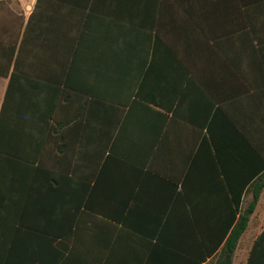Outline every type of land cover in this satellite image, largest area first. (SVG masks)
<instances>
[{
	"label": "crops",
	"instance_id": "obj_1",
	"mask_svg": "<svg viewBox=\"0 0 264 264\" xmlns=\"http://www.w3.org/2000/svg\"><path fill=\"white\" fill-rule=\"evenodd\" d=\"M37 2L0 0V264H194L264 154V0Z\"/></svg>",
	"mask_w": 264,
	"mask_h": 264
},
{
	"label": "trees",
	"instance_id": "obj_2",
	"mask_svg": "<svg viewBox=\"0 0 264 264\" xmlns=\"http://www.w3.org/2000/svg\"><path fill=\"white\" fill-rule=\"evenodd\" d=\"M38 0L37 3H39ZM77 6L81 7L82 9H88L91 13H102L107 11L105 7L106 0H69ZM115 0L114 3H116ZM121 3L125 5L124 7V18L128 21H135L134 14L132 16L133 10L137 9V7L142 5V7H146L150 5V2L154 0H119ZM4 108V106H3ZM158 116H163L166 118V115L161 113L160 111L154 110ZM176 114V113H175ZM206 122L203 124L198 125H205ZM243 140L245 138L242 134H239ZM211 141L215 145L217 155L220 156V151L218 150V142H216L215 134H209ZM248 148L250 147L255 154L254 159L260 160V165H256L253 171V178L252 182L250 181V186L247 189V195L251 196L250 201L247 204L242 203L243 193L245 191V186L242 188H238V195L236 196V208L238 212H234L232 217L226 220V224L222 229V233H209L204 236L203 245L206 248V251L201 252V255H197L198 251L195 248L191 249V258H196L198 256V261L194 264H201L203 261H206L208 257L213 256V254L217 251V257L211 264H233L234 255L238 248L239 242L243 234L246 232L251 215L254 213L260 196L264 190V154H261L258 150L253 148V146L245 140ZM1 153V152H0ZM48 177L53 181V177L57 176L53 171H46ZM231 190L235 191L234 188L231 186ZM227 208V204L224 205ZM237 214L239 216L237 217ZM195 238V237H194ZM197 239V238H195ZM262 242V234L259 235L258 239L255 242L256 246L260 245ZM204 253V255H203ZM254 253V250H253ZM252 263V257L249 264Z\"/></svg>",
	"mask_w": 264,
	"mask_h": 264
}]
</instances>
